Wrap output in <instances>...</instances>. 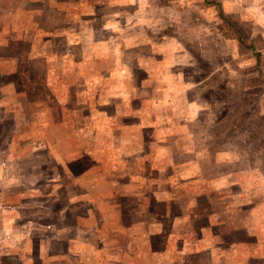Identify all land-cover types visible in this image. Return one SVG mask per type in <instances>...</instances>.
Returning <instances> with one entry per match:
<instances>
[{"label": "rangeland", "instance_id": "1", "mask_svg": "<svg viewBox=\"0 0 264 264\" xmlns=\"http://www.w3.org/2000/svg\"><path fill=\"white\" fill-rule=\"evenodd\" d=\"M21 261L264 264V0H0V264Z\"/></svg>", "mask_w": 264, "mask_h": 264}, {"label": "crops", "instance_id": "2", "mask_svg": "<svg viewBox=\"0 0 264 264\" xmlns=\"http://www.w3.org/2000/svg\"><path fill=\"white\" fill-rule=\"evenodd\" d=\"M100 38L101 37H99V38L97 37V41H99V42H108V41H110L108 36L104 37L102 40ZM112 49H114V48H112ZM109 53L114 57V59H116L114 54H116L117 52L115 50H112V51L109 50ZM120 58H121V54L119 55L118 61H119ZM140 67H142V65H140ZM117 74H120L119 65H118V68H117L116 65L114 64V66L112 67V71L108 72V75L109 76H117ZM171 99L178 100L179 103H181L180 105H183V107H186V109L188 110V113H187V115L185 117V121H187V123H189L190 121H193L195 119V116H197V111H199V109H198L197 103L190 101V99L188 97V94H187V89H186V92H185V88L182 89L175 97L173 96ZM185 125H187V124H185ZM188 126H189V124H188ZM221 149L222 148H220L219 150H221ZM220 152L227 153V150L222 149ZM221 160H225V159H221ZM19 244L20 243H15L13 245L18 246ZM28 246H29V243L28 242H24V248H22V249H25V250L31 249ZM1 249H2V247H1ZM39 250H40V247L37 248V251H39ZM19 264H23L22 261Z\"/></svg>", "mask_w": 264, "mask_h": 264}]
</instances>
